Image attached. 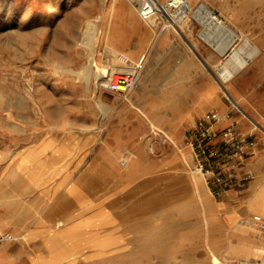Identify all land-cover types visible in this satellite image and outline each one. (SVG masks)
Listing matches in <instances>:
<instances>
[{"label": "rangeland", "instance_id": "1", "mask_svg": "<svg viewBox=\"0 0 264 264\" xmlns=\"http://www.w3.org/2000/svg\"><path fill=\"white\" fill-rule=\"evenodd\" d=\"M119 1L0 0V154L43 144L30 150L38 160L29 167L42 156L63 164L85 204L83 217L70 223L64 216L78 207L71 197L14 209L18 225L42 222L46 229L55 211L63 213L54 232L10 230L16 238L8 242L17 248L1 264H216L214 254L221 264L264 259V164L245 179L250 190L221 206L185 140L201 113L193 101L207 82L228 96L218 68L230 52L246 38L264 47V0H194L209 4L237 33L226 53L202 35L206 25L194 10L165 28L164 19H144L143 35L120 33L124 46L112 45ZM125 1L141 17L137 1ZM136 38L145 42L139 56L131 52ZM119 52L143 64L127 91L98 81L96 64L109 66ZM243 131L264 139L256 125Z\"/></svg>", "mask_w": 264, "mask_h": 264}, {"label": "crops", "instance_id": "2", "mask_svg": "<svg viewBox=\"0 0 264 264\" xmlns=\"http://www.w3.org/2000/svg\"><path fill=\"white\" fill-rule=\"evenodd\" d=\"M117 6L116 16L109 30V40L112 45L124 46L118 40L120 33H124L127 37L133 34L143 35L146 25L144 24L145 20L125 0L119 1ZM144 47L145 42L142 41V38H136L134 49L131 52L135 56H139ZM225 83L228 96L215 88L210 79L201 94L194 99V111L202 114L211 110L219 111L221 118L216 123L218 129L235 122L242 131L252 129L253 125L264 130V47H259V51L254 57L239 67ZM201 113L200 115H202ZM194 120L196 121V117ZM194 123L191 121L190 127ZM248 134L254 137L252 133ZM254 138L256 144L246 153L244 162L239 167L242 173H252L254 170L262 168L264 164V139ZM42 146L44 145L33 147L40 148ZM32 148L8 157L0 154V230L2 231L26 232L29 235H34L37 229L42 233L54 232L60 219L58 217L63 212L55 211L53 213V219L49 224L51 227L47 229V225L42 222H39L38 225L36 223L18 225L14 220V217L19 214L14 209L32 207V203L39 199L43 201L55 199L56 202L61 196L62 199L64 196L66 199L69 197L77 199V213L75 215L68 213L64 216L68 223L79 221L85 213V204L83 200L80 201L84 195L83 189L76 185L75 181L71 182L69 169L63 167V164L57 166L49 164V158L44 156L40 159L38 167L30 168L29 165L36 164L38 160L34 153L30 152ZM260 181H262L261 177L256 179L255 190H258ZM249 182L247 183L246 180L242 185L228 189L220 197L219 204L227 206L235 195L250 190L252 182ZM71 186L75 189L72 193L69 191ZM65 209H68V206ZM5 242L0 243V264L8 260L14 254L13 250L17 248V245Z\"/></svg>", "mask_w": 264, "mask_h": 264}, {"label": "built area", "instance_id": "3", "mask_svg": "<svg viewBox=\"0 0 264 264\" xmlns=\"http://www.w3.org/2000/svg\"><path fill=\"white\" fill-rule=\"evenodd\" d=\"M136 1L143 19H164L162 28L177 23L173 14L186 2V0ZM215 15L224 22L217 12ZM118 54L120 66L110 75L100 76L98 81L105 89L127 91L138 83L143 64L142 60L131 63L129 57L123 52ZM236 106L239 108L237 104ZM220 118L221 113L217 110L205 112L197 118L185 134V140L191 148L193 163L216 197L224 195L234 186L243 184L249 173L240 172L239 167L243 164L246 153L256 144V139L242 131L235 122L218 129L216 123ZM15 238L16 235L11 231L0 230V243L12 241ZM234 264H264V259L249 258Z\"/></svg>", "mask_w": 264, "mask_h": 264}, {"label": "bare ground", "instance_id": "4", "mask_svg": "<svg viewBox=\"0 0 264 264\" xmlns=\"http://www.w3.org/2000/svg\"><path fill=\"white\" fill-rule=\"evenodd\" d=\"M163 5H166V3L165 4L163 3ZM196 6H197V9L196 10L193 9ZM189 10H194L195 15H197L198 17L201 16L204 19L203 21H204L206 26H205V29L202 31V35L205 37V39L210 41L221 52L226 53L230 49L232 44L234 43V41L237 37V33H235L231 29L230 25L226 24L225 22H223L219 18H217L212 7L209 4H207L205 1H201L197 5H195L194 0H186V2L183 4V6H181V8L177 12H175L173 15H174V17H177L179 20H182V19L187 17ZM147 20L157 24L155 18L147 19ZM111 50L113 52L112 48H111ZM258 51H259V48L247 38L244 41V46L242 48H237V49L232 50L230 52V55H231L230 59L227 61H224L218 68V79L222 83V85L225 87V82L228 79H230V77L234 74V72L239 67L244 65L245 63H248V60L252 59V57H254V55ZM129 54H131V52ZM118 55L119 54H117L116 58L115 57L111 58L112 62H111V64H109V66L101 67V66H97L98 64H96L97 72L99 75L98 77H100V75L101 76H104L106 74L110 75L116 68H118L120 66L119 65L120 60L118 58ZM127 56L131 60V63L134 62L132 60L131 55H127ZM154 131L156 133H159L158 128H156ZM161 131L162 130H160V132ZM196 175L197 174L194 173L195 179H197ZM262 197H263V195H262ZM60 222H61V224L64 223V221H62V220H60ZM238 223L240 225L245 226L246 220L241 219L238 221ZM214 260H215L216 264H221V262H222L221 259L219 258V256H217L216 254H214Z\"/></svg>", "mask_w": 264, "mask_h": 264}]
</instances>
